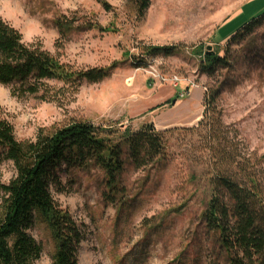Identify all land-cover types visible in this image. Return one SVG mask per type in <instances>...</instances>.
I'll list each match as a JSON object with an SVG mask.
<instances>
[{
	"label": "rangeland",
	"instance_id": "1",
	"mask_svg": "<svg viewBox=\"0 0 264 264\" xmlns=\"http://www.w3.org/2000/svg\"><path fill=\"white\" fill-rule=\"evenodd\" d=\"M263 15L264 0H150L142 19L125 0H0V19L24 43L39 42L73 69L113 68L102 81L76 89L50 82L48 94L57 103L40 95L13 97L0 85V107L18 141L77 121L111 129L115 140L125 128L173 130L163 158L138 170L125 164L117 177L123 191L113 203L106 200L102 171L60 173L54 199L85 232L78 264H225L201 217L211 196L206 152L198 135L184 129L197 125L205 96L217 92L216 111L230 137L237 134L234 143L252 155L264 184ZM57 19L68 23L64 37ZM255 19L245 34L241 29ZM169 46L177 48L173 55L144 54ZM206 53L225 57L226 64L211 75L202 72ZM14 174L10 162L1 165L2 183ZM28 233L42 249L35 264H51L49 230L35 220Z\"/></svg>",
	"mask_w": 264,
	"mask_h": 264
},
{
	"label": "trees",
	"instance_id": "2",
	"mask_svg": "<svg viewBox=\"0 0 264 264\" xmlns=\"http://www.w3.org/2000/svg\"><path fill=\"white\" fill-rule=\"evenodd\" d=\"M125 1L137 19H142L150 6V0ZM258 19L241 30L251 33ZM55 26L64 37L67 21L57 19ZM145 51L149 56H170L177 48L149 47ZM224 64L225 57L206 53L201 69L211 75ZM112 69H73L39 42L24 43L22 35L0 19V85L10 87L13 97L40 95L42 100L57 103L55 95L48 94L50 82L76 89L82 82L102 81ZM216 97L217 92L207 94L201 119L195 127L184 129L198 135L206 152L203 159L211 196L201 217L216 236L225 264H264V184L252 155L234 143L237 134L231 138L227 132L214 105ZM172 131H157L152 125L138 131L125 128L115 140V131L77 121L52 132L40 130L33 140L18 141L0 107V168L10 162L15 172L7 184L0 179V264L36 263L42 249L28 233L35 220L49 230L55 243L51 264H78L85 232L54 199L53 192H61L60 173L88 167L102 171L106 200L113 203L123 191L117 177L125 164L138 170L163 158L166 135Z\"/></svg>",
	"mask_w": 264,
	"mask_h": 264
},
{
	"label": "water",
	"instance_id": "3",
	"mask_svg": "<svg viewBox=\"0 0 264 264\" xmlns=\"http://www.w3.org/2000/svg\"><path fill=\"white\" fill-rule=\"evenodd\" d=\"M207 51H210V47L207 48ZM174 103H175V102L173 101V104H174Z\"/></svg>",
	"mask_w": 264,
	"mask_h": 264
}]
</instances>
